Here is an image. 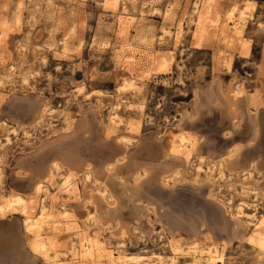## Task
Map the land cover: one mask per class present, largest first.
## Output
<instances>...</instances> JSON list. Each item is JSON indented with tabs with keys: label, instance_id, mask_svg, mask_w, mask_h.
<instances>
[{
	"label": "rangeland",
	"instance_id": "rangeland-1",
	"mask_svg": "<svg viewBox=\"0 0 264 264\" xmlns=\"http://www.w3.org/2000/svg\"><path fill=\"white\" fill-rule=\"evenodd\" d=\"M122 13L132 16L126 26ZM215 83L239 97L235 118L208 97ZM262 105L264 0H0V205L23 199L0 210V223L19 226L35 264H51L31 250L22 221L24 208L38 213L42 177L50 191L43 235L63 264H75L63 256L85 233L102 241L96 264H112L110 250L121 264H208L194 243L216 248L217 264H264L251 241L264 231V121L247 117L263 112V120ZM166 134L173 154L188 158L165 179L115 166L114 181L81 173L77 190L64 192L58 173L36 175L51 159L77 172L114 156L120 165L153 162ZM227 154L239 162L221 177ZM239 204L245 213L256 207L258 227L243 215L234 230ZM8 254L0 248V264H12Z\"/></svg>",
	"mask_w": 264,
	"mask_h": 264
},
{
	"label": "bare ground",
	"instance_id": "bare-ground-1",
	"mask_svg": "<svg viewBox=\"0 0 264 264\" xmlns=\"http://www.w3.org/2000/svg\"><path fill=\"white\" fill-rule=\"evenodd\" d=\"M144 4H145V2L142 1L141 2V6L143 7ZM139 12L142 13V11L140 9H139ZM116 18H117L118 23L121 25L123 23H126L127 21H130L132 19V16L130 14H127V13H122L120 15H117ZM124 25L125 24H123V26ZM227 92H229V91H227ZM209 94H211L216 99L215 104H219V102L221 104H223L222 109H221L222 113H224L225 115H231V116H233L235 118V116L237 114L236 113V108H237L236 106H238V104H239L238 102H240V99L235 94V92H233L232 95L224 94L223 90L221 88V85L220 84L218 85L217 83H215L214 85H211L209 87V90H208V93H207L208 97H209ZM262 106H264V105H262ZM255 113L256 112H254L253 115L247 114V117L250 120H252V122L254 121L255 124H257L258 122H261V121L263 123V121H264V119L262 120L263 112H261L262 115H261V113L258 114V115L257 114L255 115ZM38 116L36 117V121L38 120ZM111 119H112L113 122H116V120H117V119L113 118L112 116H111ZM84 122L85 121H83V124L81 123L82 125H80L79 129H83L84 128ZM80 131H79V134L81 133ZM83 132H84V130H83ZM256 132H257V128L254 127L253 134L255 136H256ZM164 138H165L164 141L163 140H162V142L160 141L161 142V147H160L159 150L161 152L159 154H157V156L155 155V157L153 158V159H155V161H153V162L138 161L136 159L131 160L132 159L131 158L130 161L127 162V165H126V163L124 165H120L118 162H122V161H120L121 159H119V157L117 158V157L114 156L113 159H109L108 161H104V164H102V166L99 165V167L94 166V165H92L91 163L88 162V163H86L84 165V167L82 168V170L80 172H77V170L69 169V168L63 166V164L61 162H59L57 160H54V159H51L48 162V164L46 162V164H43L41 166V168H39V169H42V170H40V171L36 170V175L38 176V175L43 173L46 177L52 178L53 174L58 173V175L61 178L60 186L62 187L64 192H66V191L69 192L68 190H70V189L71 190H77V184L75 183V180L73 178L75 176H79L81 173L84 174L83 175L84 179L95 180L93 178V176H96L95 173H99V172L101 173V171H102L106 175V180L107 181H114L115 178H113V174L112 173H109L110 171H108L109 170L108 168H112V167H115V166L119 170L120 169H124L125 167H127V169L126 168L125 169L126 170L130 169L132 173L131 174L129 173V174L131 176H133V177H135V175L143 177V176H147V175H149L151 173L153 176L156 175V176H159L162 179H165L164 177L170 171H173L175 174L178 173L179 172V170H178L179 166L178 165L179 164L182 165L184 159H187L188 156L185 157L184 159H182L179 156L174 155L173 152L176 150V143L172 140V137H171L170 134H166ZM121 139H123V138L121 137ZM186 139L187 138L185 137V135H182L177 140L179 142L183 143ZM5 141L6 142L10 141V137L6 136L5 137ZM160 142H159V144H160ZM200 142H199L200 144H206V142L204 143L201 140H200ZM199 143L197 145H199ZM209 148H211V146ZM121 150L122 149H117V151H119V152ZM207 151H209V150H207ZM65 155H66L65 157H67V158H69V157L71 158L72 156H74V155L71 154L70 151H67ZM120 158H123V157L120 156ZM201 158L202 157H200V159ZM238 162H239V159L237 158V154H235L232 157H230L227 154L226 156H224L222 158H219L218 159V174H219V176L220 175H221V177L225 176V172H228L229 174H231V171L233 170V168L235 167V165ZM253 163H254L253 161L249 162V164L252 165V166H253ZM249 164H247V165L249 166ZM248 166H247V168H248ZM254 168H256V167L254 166ZM45 170H46V173H44ZM114 170H115V168H114ZM142 172H144L143 173L144 175H141ZM55 177H57V176H55ZM36 179L38 180V182L36 183V188L40 189V191L42 192V196H41V198L39 200V204H40L39 207H38L39 210H38V213L36 215L33 214V211H31V210L28 211L25 208L22 210L23 229L26 232V235L30 236L29 237L31 239L30 240V248H31V250H33L35 252V254H37L39 256H42V258H44L46 261L50 262L51 264H63L62 258L59 257L60 255L57 254V251H55V245L56 244H54V242L51 239H48L47 236H46L47 238H45V236L43 235V232H44L43 230L46 229L43 226V224L45 222L46 217L48 216V206H47L46 198L49 196V194H50L49 192L50 191H49V188L47 187V185L44 182L45 178L42 179V177L41 178L36 177ZM246 182H248V181L244 180L241 183L242 188L247 186V185L244 184ZM118 183L121 184L123 186V188H125V187L129 188V183L128 182L124 183V180H122V179ZM101 184L104 185V189L102 191H100V193L101 194L107 193V191H106L107 190L106 183H104V182L102 183L101 182ZM136 184L137 183H134V184L132 183L133 186H135ZM127 188L125 190H127ZM251 189H253V188H251ZM129 195H131V194H129ZM127 197H128V195H127ZM14 202L15 203H23V199L21 197H16L15 200H12V199H9L8 197H6V200L4 202L5 204L4 205H0V210H2L4 207H9V206L11 207L12 204H14ZM245 204H246V202H245ZM247 205H248V203H247ZM237 208H238V210L235 213V217H237V218L235 219L236 221L233 222L235 224V226H236L234 228V230L237 228V225L240 222L239 218H242L243 215H245V218H246V220L248 222V225H251L254 228L258 227L259 224L256 221L257 215H256V212H255L256 211V207H254V211L252 213L243 212L242 206L240 204L238 205ZM244 209H246V208H244ZM112 210H113V207H111V206L110 207H108V206L106 207L105 211H107L106 212L108 214L107 216H109V213ZM243 213H245V214H243ZM93 214L94 213H91L90 215H93ZM97 216H99V215H97ZM10 219H12V218H10ZM12 223H14V222H12ZM253 231L255 232V234H254V236L253 235L251 236V238H252L251 241L254 242L255 244H257L258 246H260L259 248L264 249V231L260 232V233L258 231H256L255 229ZM19 232H20V230H19V226L18 225L15 226V225H9V223H0V248H2V247L6 248L7 252L10 254V255L8 254V256H11V257L14 256L13 259H10L12 261V264H35V259L32 256V254L30 253V251H28L25 248L26 246L24 247V243H23V239L24 238L22 237L21 233L19 234ZM18 235H19V238L16 239L15 237L18 236ZM100 242H102V241H97L94 237L92 238L91 235H87L85 233L83 235V237L78 242L71 243V246L69 248H67L68 249V253H66L64 256L63 255L62 256L64 257L65 261H73L75 264H88L87 261H90L91 262L90 264H96V263H93V259H95L94 257L96 256L98 250L103 246V244H101ZM191 244H193V243H191ZM194 244L195 245L192 246V252L200 254V255H203V254L206 255V257H207L206 260H207L208 264H217L219 261L222 260V258L219 255V253H218L216 248L208 247L207 250H201L200 248L197 247L198 244H196V243H194ZM181 249H182V247H181ZM184 250H185V248H184ZM108 255H109V258H110L112 264L120 263L121 260H122V257H123L120 254H118L117 256H114L112 250L108 251ZM155 255H158V254H155ZM180 255H181V253H180ZM200 255H198V256H200ZM140 256L141 255H139V257ZM158 256H160V255H158ZM176 256H177V254H176ZM196 256L193 257V258H196ZM136 257H137V255H136ZM157 259H161V258L158 257ZM193 261H195V260L193 259ZM198 261H200V260H198ZM164 262H166V261H164ZM198 263H200V262H198Z\"/></svg>",
	"mask_w": 264,
	"mask_h": 264
}]
</instances>
